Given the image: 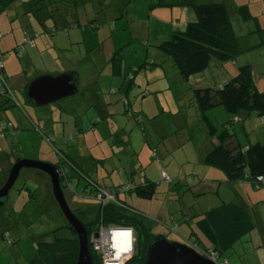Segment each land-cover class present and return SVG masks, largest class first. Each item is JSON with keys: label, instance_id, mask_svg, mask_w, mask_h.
Listing matches in <instances>:
<instances>
[{"label": "rangeland", "instance_id": "obj_1", "mask_svg": "<svg viewBox=\"0 0 264 264\" xmlns=\"http://www.w3.org/2000/svg\"><path fill=\"white\" fill-rule=\"evenodd\" d=\"M194 1L83 0L72 8L61 0H17L9 8L1 7L0 53L4 52L3 69L13 82L10 85L17 102L16 106H4L8 109H3L0 102V132L2 126L13 125L7 132H18L13 138L15 151L23 150L29 160L65 165V172L73 178L70 185L63 184L65 196L72 210L82 209L75 215L84 223L93 216L99 202L97 195L114 194L117 184L133 180L132 172V184L148 178L157 183V193L150 200L136 198L134 194L121 195L120 200L143 212L154 235H164L169 241L185 243L175 239L177 235L187 239L196 230L204 204L222 199L236 201V195H240L238 187L231 189L222 183L220 169L208 174V179L214 181L207 186L200 187L192 178L202 174L192 173L193 166L200 164L199 156L218 143L217 138L209 135L194 91L215 85L220 88L227 72L250 65L255 87L264 92V0L206 1L212 3L205 4L225 5L241 41V53L221 66L212 63L206 72L192 76L190 84L177 91L173 61L169 57L167 61L158 59L157 53L165 55L152 43L169 41L172 31H177L183 20V16L173 20L170 14H188V10L195 14ZM240 8L248 10L249 19L242 17ZM112 60L118 69L115 77ZM75 70L88 72L87 76L95 79L96 87L91 85V90L97 93L100 110L86 107L89 87L83 79L78 95L47 107H35L25 98L27 80ZM102 109L110 112L107 123L111 126L106 121L98 122ZM206 116L218 130L230 123L229 131L236 133L242 147L264 142V123L256 112L242 115V120L234 124V117L223 107L209 110ZM125 137L132 141L126 142ZM69 153L76 167L84 164L80 168L82 173L65 159ZM11 161L4 162L6 176L13 165ZM79 174L87 175L99 186L91 183L84 190L88 179ZM177 182L183 183L180 191L174 190ZM50 185V179L41 171L21 172L6 204L0 206V264H31L38 258L41 243L73 237L62 228L68 224L50 195ZM250 188L259 195L264 193V188ZM204 189V198L194 194ZM254 203L256 209L264 210V202ZM171 216L174 222L170 221ZM186 217L191 219L190 225L184 223ZM261 219L260 228H264V215ZM199 234L206 244V236ZM253 244L239 242L223 254V259L229 264H260L257 250L249 256L246 253L254 251ZM260 249L264 252V247ZM135 251L139 252L136 248Z\"/></svg>", "mask_w": 264, "mask_h": 264}, {"label": "trees", "instance_id": "obj_2", "mask_svg": "<svg viewBox=\"0 0 264 264\" xmlns=\"http://www.w3.org/2000/svg\"><path fill=\"white\" fill-rule=\"evenodd\" d=\"M14 1L16 0H0V14L1 7L6 9ZM61 1L66 2L64 5L72 8L76 7V4L83 2V0H73V3L69 0ZM239 12L245 20L249 19V12L246 8H240ZM195 13L197 18L194 22L188 24L184 30L175 32L169 41H165L157 47L165 57H169L168 59L173 61L176 70L186 80L206 72L212 63L223 64L224 62L232 61L241 53V41L235 34L225 5L198 4L195 5ZM194 98L199 111L203 115L209 135L212 138H217L219 142V145L215 146L207 154L205 164L222 170L231 183L247 182L258 190L264 188V186L261 187V184L256 183L257 177H264V142L249 145L247 148L242 147L235 134L230 133V123H225L223 128L218 130L206 116V112L209 110L223 107L228 114L234 117L235 120H232L233 124L239 123L242 120L241 116L250 112H256L262 117V124L264 123V92L258 91L255 87L250 65L239 67L238 73L219 89L212 87L196 89ZM0 102H2L1 106L3 107L8 104L12 107L14 103L16 106L17 100L13 94V97H0ZM11 127L13 126L11 125ZM67 155V157L64 156L65 159L73 164L69 158L70 154ZM75 159L78 160V158L73 157V160ZM15 161L12 160L11 162L14 164ZM83 165V163H80L78 167L74 165V168L77 172L82 173L80 168ZM81 176L88 179V183L85 186L87 189L91 186V183L98 186L87 175ZM62 182L61 179L63 187ZM66 185L68 186V184ZM181 185L183 183L177 182L174 185V190L180 191ZM124 186H118L114 194H109L115 197V202L109 200L104 204L97 202L93 216H90L89 221L85 224L89 235L100 224L111 227L132 228L136 233V249L139 252L135 251L133 258L128 264L142 263L145 261L146 250L155 235L143 212L125 201L122 202L120 196L134 194L136 198L150 200L156 195L158 185L148 183L134 186L131 184L128 191L121 192L120 190ZM179 198L182 200V196H179ZM132 202L134 203L135 200L132 199ZM79 210L82 209L78 208V210H73V212L75 213ZM238 212L240 213H235L232 216L238 218V220L240 217H246L243 210L239 209ZM172 219L171 217L170 221ZM183 221L188 224L189 220L186 217ZM62 228L70 231L73 237L68 239L56 238L53 242L41 243L38 246V258L31 264H76L79 254L77 236L68 225L64 224ZM186 240L197 244L198 236L192 231ZM215 250L222 256V250L219 248ZM92 254L95 255L93 252ZM94 258L95 264H101L99 257Z\"/></svg>", "mask_w": 264, "mask_h": 264}, {"label": "crops", "instance_id": "obj_3", "mask_svg": "<svg viewBox=\"0 0 264 264\" xmlns=\"http://www.w3.org/2000/svg\"><path fill=\"white\" fill-rule=\"evenodd\" d=\"M16 1H14V2H16ZM69 1H71V0H69ZM206 1L207 0H196V1H194V3H195V5L197 3H199V4L212 3V2H206ZM55 10H57V9H55ZM182 13H183L182 11H176V12L173 11L170 14L171 19H173V20H180V18L183 16L182 17L183 20L179 24L180 26H178L179 28H177V31L173 30L171 34H174L175 32H180V31L184 30L185 26H187L188 24L194 22L196 20V18H197L196 17V13L193 14V13H191L190 10L187 11L188 14H186L185 12H184L185 14H182ZM184 15L187 17L186 21H185L186 17ZM92 25H94V24H92ZM181 28H183V29H181ZM162 43H164V42H162L161 40H157L156 42L154 41L152 43L153 44L152 46L157 49V47L159 45H161ZM158 51H160V50H158ZM157 55H158V59L161 60V59L164 58L166 60V57L161 56L158 53H157ZM112 63L114 65V67H112V75L115 77V74L117 73L118 69L115 66V60L114 61L112 60ZM215 65H220L221 66L223 64L219 63V64H215ZM234 66L237 67L238 64L234 65ZM236 70L237 71H234L235 73L234 72H231V73L227 72V75L222 80V82H224L222 84H225L228 80H230L231 76H234L235 74H237L238 73V69H236ZM76 72H78L79 75H80V82L82 83V79L84 81H87V84H88L87 88L89 87V97H88L89 100H88V104L86 105V107H88L89 109H91V108L99 109V108H97V105H98V103H97V101H98L97 93H96L95 90H91V85H94L96 87V85H95L96 81H94L95 79H93V77H91L90 74H89V77H88L87 76L88 72L87 73H82L80 71H76ZM4 74H5L8 86L11 89H13L11 87V85H10L11 83L13 85V82H11V80L8 78V76L6 75L5 72H4ZM123 75H125V72H123ZM173 75L175 76V78L177 80V84H178V87L176 89L177 91L183 89L188 84H190L191 78H189L188 80L183 79V77L179 74V72L177 70L173 72ZM124 79H126V78H124ZM30 80L31 79L26 81V85L24 86V88L27 86V84L30 82ZM136 87H137L136 89H138L140 86L137 85ZM212 88L219 89L218 85H215ZM191 89H192V87H191ZM149 94L150 93H147V95H149ZM127 96H129V93H128ZM80 101L82 102V98H81ZM5 108L6 107H3V109H5ZM88 108H85V109L88 110ZM101 113L102 114H101L100 120L98 122H101V121H106V123L109 122L110 120H109L108 116H110L109 115L110 112L107 111V110L103 111V109H102ZM81 120L82 121H81L80 126L83 128L84 127V119H81ZM95 124H96V122L92 123L91 126L95 127L96 126ZM107 124H109V123H107ZM109 126H111V125L109 124ZM2 127L4 129L0 132V140H3L2 145L0 144V188L5 183L6 178H7V176H6V168H5L4 162H7V160H9V159H12V160L28 159L27 157L24 156L25 152L23 150L22 151L21 150L15 151L13 149L14 146H15L13 138L17 137L18 132L14 133L13 135H11L9 132H7V131H9V129H11V125L8 126V127L5 126L6 128L4 126H2ZM81 131H83V129H81L78 132V135H80L82 133ZM79 137H81V136H79ZM235 137L237 138L236 133H235ZM83 138H79V139L81 140ZM86 139H88V138H86ZM124 140L126 142H128V143H130V141H132L131 139L129 141L126 137H125ZM237 140H238V138H237ZM218 143H217V145H219ZM217 145L213 144L210 147V149H207L205 151L204 154L201 152L202 155L199 156L200 164H196L192 168V173L193 174H198V172H202V174H203V175L199 174L198 175L199 177H197V178H196V176H194L195 178L192 177L194 180L197 181V183H200V185H199L200 187L207 186L209 182H213L214 181L213 179H208V174H212V173L216 172L217 171L216 169H218V168L211 167V166L205 164V158H206L207 154ZM248 146L249 145H247L246 148ZM74 158H79V157H74ZM223 173L219 172V176H220V179L222 180V183L226 184L225 185L226 187H231V189H233L234 187H238V190H240V195H236L238 197V199L236 201L231 200V201H226L225 202L222 199V201L218 202V203L214 202L213 204H210V203L208 204L207 203V204L203 205L202 209L199 212V216H201L202 219H200L196 223V230H193L194 233L198 236V242H197L196 246L201 251H206V250L207 251L208 250H213L214 251L216 248H219L220 250H222V256H220L219 255L220 253L217 252L216 250H215L216 252L214 251L219 256L218 262L219 263L228 264L227 259H223V254L224 253L230 252L231 249L235 245H237V243H239V242H241V243H243V242H245V243L253 242L254 243L253 245L255 246L254 251L253 252H250V251L246 252L245 251V252L248 255V254L256 253L255 250H257L259 255H260V257H258V258L256 257V259L261 260V262H259L260 264H264V262H263L264 261V252L262 251V249H260L261 247L262 248L264 247V245H263V243H264V228H260V224L262 223V219L261 218H263L264 210H262V209L259 210V209H256L254 207V206H256V203H254V202H257V203L264 202V193L262 195H259V193L254 192L250 188V186L252 187V185L247 183V182L246 183H244V182L231 183V182H229L226 174L225 173L223 174ZM180 174L178 176H181ZM130 176H131V178L133 180L131 182H127V183L121 182V183L117 184V186L114 187L115 191H116L117 187L120 186V185L132 184V182L134 181L135 173L132 172ZM201 176H203V179H202ZM47 179L49 180L48 177H47ZM128 180H130V179H128ZM141 180H142L141 183H134L132 185L136 186V185H146L148 183H154V182H151L148 178H146L145 181H143V179H141ZM71 182H72V180H71ZM95 183L98 185L97 181H95ZM154 184H157V183H154ZM50 188H51V185H50ZM85 188H84V190H85ZM102 189H104V188H102ZM189 189L191 190V188H189ZM252 189H254V188H252ZM205 192H206V189H204V191L200 190L199 192L194 193V194L203 196V198H204L205 195H206ZM216 192H219V190H217ZM203 203H204V201H203ZM238 208L243 210V212H245L246 217H240L239 220H238V218L232 216L235 213H240V212H238L239 211ZM190 220L191 219H189V221L187 222L188 223L187 225H190L192 223V221H190ZM172 221L174 222L175 218H173ZM199 233H201V234L203 233V236L204 235L206 236V237L204 236L205 239L207 240L206 244L204 243L205 240L202 239L203 237H201V235ZM179 239L185 240L187 242V240L185 238H182L181 236L177 235V238L175 240H179ZM244 239H247V240H244Z\"/></svg>", "mask_w": 264, "mask_h": 264}, {"label": "water", "instance_id": "obj_4", "mask_svg": "<svg viewBox=\"0 0 264 264\" xmlns=\"http://www.w3.org/2000/svg\"><path fill=\"white\" fill-rule=\"evenodd\" d=\"M80 75L76 71L58 75L44 74L31 80L24 89L25 98L35 107L42 108L55 104L80 93ZM24 169H34L46 174L52 185V192L63 218L69 228L76 234L79 243V254L76 264H95L89 247L87 225L79 220L65 196L61 185L60 169L50 162L29 159L16 160L10 168L6 181L0 188V206L8 200L11 190ZM136 264H220L218 259L203 253L186 243L169 241L164 235L154 236L146 253L145 261Z\"/></svg>", "mask_w": 264, "mask_h": 264}, {"label": "built area", "instance_id": "obj_5", "mask_svg": "<svg viewBox=\"0 0 264 264\" xmlns=\"http://www.w3.org/2000/svg\"><path fill=\"white\" fill-rule=\"evenodd\" d=\"M2 58V54L0 53V97H13L12 90L8 86L4 74ZM256 183L261 184V187H263L264 177H257ZM129 188L130 185H125L120 191H128ZM97 198L103 204L108 200L115 202V197L105 192H100ZM89 243L91 252L99 257L102 264H128L135 254L136 233L132 228L111 227L100 224L95 233L90 237ZM186 244L198 249L194 243L186 242ZM202 252L209 254L212 258L218 259V255L214 251Z\"/></svg>", "mask_w": 264, "mask_h": 264}, {"label": "flooded vegetation", "instance_id": "obj_6", "mask_svg": "<svg viewBox=\"0 0 264 264\" xmlns=\"http://www.w3.org/2000/svg\"><path fill=\"white\" fill-rule=\"evenodd\" d=\"M49 140V142H51V140L50 139H48ZM51 163V162H50ZM70 163V162H69ZM52 164H54L55 166H57L59 169H60V174H61V179H62V183L64 184V185H66V184H68V185H70L71 184V180L73 179V178H71L70 177V175H67V173L65 172V169H64V166L65 165H63V164H61V163H57V162H52ZM71 165H73L72 163H70ZM73 167H74V165H73ZM46 175V174H45ZM47 176V175H46ZM48 177V176H47ZM66 177H67V180H66ZM49 178V177H48ZM60 179V180H61ZM66 181H70V182H66ZM67 186V185H66ZM50 195L52 196V199L53 200H55L54 199V196H53V192H52V185H51V190H50ZM44 198H46L45 196H44ZM3 200V203L4 204H6L5 202V200L4 199H2ZM97 230V229H96ZM95 230V231H96ZM95 231L94 232H92L90 235H89V237H91L92 235H93V233H95ZM90 240V239H89ZM92 256H93V258L94 257H98L96 254L95 255H93L92 254ZM95 259V258H94ZM100 260V259H99ZM100 263L102 264V262L100 261Z\"/></svg>", "mask_w": 264, "mask_h": 264}, {"label": "clouds", "instance_id": "obj_7", "mask_svg": "<svg viewBox=\"0 0 264 264\" xmlns=\"http://www.w3.org/2000/svg\"><path fill=\"white\" fill-rule=\"evenodd\" d=\"M89 247H90V243H89ZM91 250V249H90ZM92 253V252H91Z\"/></svg>", "mask_w": 264, "mask_h": 264}]
</instances>
